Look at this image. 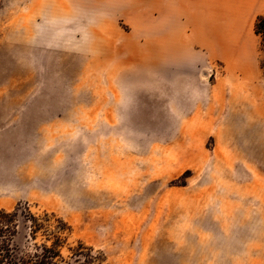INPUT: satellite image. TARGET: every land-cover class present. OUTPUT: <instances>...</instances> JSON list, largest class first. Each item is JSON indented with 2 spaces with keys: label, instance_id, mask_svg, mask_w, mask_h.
Wrapping results in <instances>:
<instances>
[{
  "label": "rangeland",
  "instance_id": "obj_1",
  "mask_svg": "<svg viewBox=\"0 0 264 264\" xmlns=\"http://www.w3.org/2000/svg\"><path fill=\"white\" fill-rule=\"evenodd\" d=\"M180 5L0 0V209L58 264H264V0Z\"/></svg>",
  "mask_w": 264,
  "mask_h": 264
},
{
  "label": "trees",
  "instance_id": "obj_2",
  "mask_svg": "<svg viewBox=\"0 0 264 264\" xmlns=\"http://www.w3.org/2000/svg\"><path fill=\"white\" fill-rule=\"evenodd\" d=\"M49 218L26 206L0 209V264H58L65 225Z\"/></svg>",
  "mask_w": 264,
  "mask_h": 264
},
{
  "label": "crops",
  "instance_id": "obj_3",
  "mask_svg": "<svg viewBox=\"0 0 264 264\" xmlns=\"http://www.w3.org/2000/svg\"><path fill=\"white\" fill-rule=\"evenodd\" d=\"M190 1H191V5H192V11L189 12L187 10L188 6L186 5L187 4L186 3L187 0H179V2L181 4L179 6L180 7V10H181L180 12L182 13V15L184 16V18H186V19L190 15V13L192 15H194L193 18H195V19H201L202 18L201 15L203 14V12H204L205 9H209V10L211 9L212 11L217 12V9H218L217 0L214 1V3L212 5L211 4H206L204 2V0H190ZM194 27L197 28L196 25H194ZM215 28H217V26ZM218 35L219 34H217V32L216 33H213V36H216L217 37ZM195 40H202L201 39V36H197L195 38Z\"/></svg>",
  "mask_w": 264,
  "mask_h": 264
},
{
  "label": "bare ground",
  "instance_id": "obj_4",
  "mask_svg": "<svg viewBox=\"0 0 264 264\" xmlns=\"http://www.w3.org/2000/svg\"><path fill=\"white\" fill-rule=\"evenodd\" d=\"M190 17V16H189ZM188 19V18H187ZM189 20H191V19H189Z\"/></svg>",
  "mask_w": 264,
  "mask_h": 264
}]
</instances>
